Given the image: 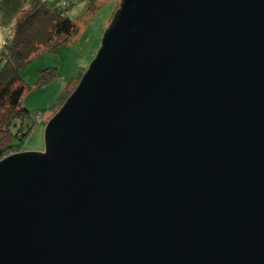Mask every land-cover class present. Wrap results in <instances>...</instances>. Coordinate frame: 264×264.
Segmentation results:
<instances>
[{
    "label": "water",
    "instance_id": "95a60500",
    "mask_svg": "<svg viewBox=\"0 0 264 264\" xmlns=\"http://www.w3.org/2000/svg\"><path fill=\"white\" fill-rule=\"evenodd\" d=\"M0 264H264V0H122L0 160Z\"/></svg>",
    "mask_w": 264,
    "mask_h": 264
},
{
    "label": "rangeland",
    "instance_id": "374dc122",
    "mask_svg": "<svg viewBox=\"0 0 264 264\" xmlns=\"http://www.w3.org/2000/svg\"><path fill=\"white\" fill-rule=\"evenodd\" d=\"M68 2L71 5L69 15L77 25V31L70 42L62 44L58 51L41 50L37 57L20 68V76L27 87L22 104L31 115L25 119H16L11 125L14 135L12 143L21 147V150L15 152L45 150L47 123L61 109L67 95L75 90L76 84L97 55L104 33L122 0H96L91 5L84 0ZM10 37L5 39L0 32V47L7 45ZM4 63L5 59L0 57V70ZM50 70L55 71L54 76L41 78L42 74ZM75 77H78L77 83L69 86ZM63 92L65 96L59 100ZM21 131L27 133L23 141L16 136Z\"/></svg>",
    "mask_w": 264,
    "mask_h": 264
},
{
    "label": "trees",
    "instance_id": "16d2710c",
    "mask_svg": "<svg viewBox=\"0 0 264 264\" xmlns=\"http://www.w3.org/2000/svg\"><path fill=\"white\" fill-rule=\"evenodd\" d=\"M84 1L91 5L96 0ZM22 2L27 6L11 27L9 42L0 47V57L5 59L0 70V159L9 151L21 150L19 145L12 143L14 135L11 125L16 119H25L31 115L22 104L27 87L20 76V68L37 57L41 50L58 51L62 44L70 42L77 31V25L69 15L71 5L68 0H22ZM92 9L94 10L93 7ZM0 20L2 21L1 15ZM54 74L55 71L50 70L42 74L41 78L45 79L48 75ZM77 78L72 79L69 86L75 85ZM72 93L70 92L65 100ZM64 96L63 92L59 100ZM16 136L23 141L27 133L21 131V134L17 133Z\"/></svg>",
    "mask_w": 264,
    "mask_h": 264
},
{
    "label": "crops",
    "instance_id": "0c3cea01",
    "mask_svg": "<svg viewBox=\"0 0 264 264\" xmlns=\"http://www.w3.org/2000/svg\"><path fill=\"white\" fill-rule=\"evenodd\" d=\"M27 6L22 0H2L0 1V15L2 16V21L0 22V27L3 38H7L11 32V27L15 21L22 14L23 8ZM4 29V31L2 30Z\"/></svg>",
    "mask_w": 264,
    "mask_h": 264
},
{
    "label": "built area",
    "instance_id": "2783aa9c",
    "mask_svg": "<svg viewBox=\"0 0 264 264\" xmlns=\"http://www.w3.org/2000/svg\"><path fill=\"white\" fill-rule=\"evenodd\" d=\"M13 153H15L14 150H13V151H9L7 154H5V155L2 157V159L5 158V157H7L8 155L13 154ZM2 159H0V160H2Z\"/></svg>",
    "mask_w": 264,
    "mask_h": 264
}]
</instances>
